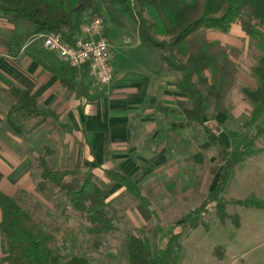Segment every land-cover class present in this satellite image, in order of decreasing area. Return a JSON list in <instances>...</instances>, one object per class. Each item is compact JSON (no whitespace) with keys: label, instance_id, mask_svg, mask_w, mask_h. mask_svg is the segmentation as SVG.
Here are the masks:
<instances>
[{"label":"crops","instance_id":"1","mask_svg":"<svg viewBox=\"0 0 264 264\" xmlns=\"http://www.w3.org/2000/svg\"><path fill=\"white\" fill-rule=\"evenodd\" d=\"M20 25L27 30V23ZM232 28L238 29L240 32L236 33L243 37L247 35L239 22L232 23ZM15 29V23L0 13V191L10 195L18 190L37 193L31 175V150L41 153L42 146L49 144L53 147L51 158L55 166L81 163L104 181H109L105 171L111 168L134 176L157 222H182L185 214L215 187L223 164L207 133L186 116L181 102L186 101L189 94L176 86L177 75L167 69L161 52L142 42H124L121 47L112 45L114 77L101 90L91 86L84 68L76 67L75 77L73 66L46 48L37 34L23 40L19 46L11 44L9 36ZM210 33L217 37L228 36L225 32L209 30ZM218 43L236 49L246 44ZM119 57L126 63H121ZM245 60L244 55H229L231 63ZM206 74L209 76L205 91L207 113L203 121L219 127L216 129L218 137L230 150H237L262 117L254 120L251 127L246 126L253 106L243 88L257 87L260 79L256 82L243 72H230L223 76L229 83L222 91L214 89L213 76L209 71ZM71 77L74 81L67 82ZM82 82L84 89H88L86 95L81 94L82 88L78 91ZM14 84L30 86L32 95L53 110L54 118L25 135L24 129L7 114L12 101L8 89ZM240 120L242 123L237 128ZM243 134L247 136L244 141ZM125 188L122 183H115L107 199L117 197ZM125 200L133 208V211L128 209V219L138 222L143 219L137 208L139 201L130 195ZM1 216L0 209V220ZM239 217V223L233 225L237 231L229 233L228 240L216 241L210 247L200 245L206 258L224 261L215 256L216 245L221 244L226 254L233 257L237 246L258 235L255 226L252 230L247 228L240 214ZM3 255L0 235V264H6Z\"/></svg>","mask_w":264,"mask_h":264},{"label":"trees","instance_id":"2","mask_svg":"<svg viewBox=\"0 0 264 264\" xmlns=\"http://www.w3.org/2000/svg\"><path fill=\"white\" fill-rule=\"evenodd\" d=\"M109 8L118 15L132 20L139 32L140 41L150 48L161 49V58L167 69L176 73V86L189 94L181 106L186 116L199 124L217 147L219 160L223 164L218 182L208 191L205 199L187 212L180 223L168 224L161 230L156 226L151 235L146 233L128 235V264H174L176 252L181 248V228H194L205 223V216L212 210L222 221L232 218L239 223V214L230 213L229 204L264 208V199L229 198L226 196L228 183L234 169L248 155L256 153L257 143L264 138V126L252 129L247 141L237 150H230L218 137L216 129L203 121L207 113L206 85L209 76L216 73L217 56L204 45L187 52L184 43L198 31L213 30L227 33L232 23L239 22L242 30L264 44V0H108ZM94 0H0V13L15 23L9 42L19 46L20 42L38 33L57 31L64 39L73 43L78 30L86 21L85 16L99 14ZM101 16V15H100ZM104 21V20H103ZM28 25L26 31L21 23ZM105 24L103 30L105 33ZM158 33L170 35V41L159 38ZM71 66V65H70ZM74 76L77 69L72 67ZM260 84L243 88L245 97L253 109L247 127L264 113V55L256 67ZM84 72L88 70L84 67ZM215 77L213 76V79ZM67 82H73L71 77ZM213 83L212 85H214ZM87 94L84 83L78 91ZM12 98L7 114L15 119L25 135L43 126L53 116L31 93L30 86L14 84L8 89ZM41 153H33L31 175L39 191L56 189L71 206L87 219L90 233L102 234L121 230L126 223L127 195L136 198L137 208L145 219L154 218L152 210L135 177L118 169L106 170L109 181L96 176L81 163L55 166L51 155L53 147L44 144ZM2 177L0 173V178ZM117 182L125 190L115 198L107 199V193ZM0 235L3 260L6 264H90L86 255L77 253L70 244L73 229L64 222L47 224L31 211L17 195L0 191ZM126 216V217H124ZM154 222V221H153ZM160 243H157L159 234ZM164 239V241H163Z\"/></svg>","mask_w":264,"mask_h":264},{"label":"rangeland","instance_id":"3","mask_svg":"<svg viewBox=\"0 0 264 264\" xmlns=\"http://www.w3.org/2000/svg\"><path fill=\"white\" fill-rule=\"evenodd\" d=\"M94 2L99 8L98 12L102 16L106 26L105 35L111 41L112 45L115 44L121 47L124 42H141L138 28L132 20L127 16L118 15V13L111 10L108 0H94ZM236 23H238V21ZM236 32L240 31L232 28L227 32L228 36L217 37L215 34H209V30L198 31L191 35L184 43V48L187 52L199 49L204 45L217 56V70L216 73L212 75L215 77V90L217 88L223 91L229 83L223 76L226 74L229 75L230 72L234 71L243 72L250 80L259 82V75L256 67L260 63L261 57L264 55V44L256 37L248 35L243 37L241 33ZM208 34L209 37H207ZM158 36L168 41L172 38L170 35L162 33H158ZM227 41L246 42V44L244 47L236 49L230 45L223 47L218 43ZM159 52L166 51L161 49ZM229 55L234 57H236V55H244L246 60L238 64L235 62L231 63L229 62ZM119 58L121 63H126L123 57ZM221 77L222 80L220 81ZM241 123L242 120L238 122L239 125L237 128ZM256 125L258 127L260 125L264 126V113L262 117L258 119ZM256 125L254 127H256ZM242 136V141H244L247 136L244 134ZM256 151V153L246 156L236 167V171L231 177V183H229V188L226 192L227 196L240 199H264V138H260L258 141ZM37 193L18 190L15 195L19 196L22 202L45 223L50 224L55 221H60L69 225L73 229V234L70 238L71 246L77 253L86 255L90 260V264H128L127 246L129 234H142L144 232L151 235V229L154 223H156V226L160 230L165 227V224L174 223L172 221L166 222L165 220L159 223L155 218L145 219L144 217L143 219L141 218L139 222L135 220L130 221L127 217L126 223L121 225V230L94 234L87 230V219L82 217L71 206L66 197L56 189L52 188L49 191H39L37 189ZM131 203L132 202H130V204ZM128 209L124 213L126 216ZM130 209L133 211V208L130 207ZM227 209L229 212H238L245 220L244 223L246 222L247 228L251 229L255 226V231L258 235L245 241L247 245L244 240H242L244 243L239 247L237 246L236 255L233 257L226 254L221 244L216 245L215 256L223 258L224 261H215L206 258V255L202 253L200 245H203V247H210V245L216 241H226L231 235L229 233L237 231L236 228L233 227L236 223L232 218H228L226 224H222L219 217L212 210L205 216L207 225H199L192 229L181 228L180 226L177 227V229L182 230L183 233L181 248L176 252L174 264H228V261L230 264H264V208L229 204ZM137 218L140 219V216L138 215ZM203 226L206 228L208 226V229ZM245 228L246 226L244 229ZM161 235L162 234H159L157 243H160ZM234 235L236 236L235 238H237V235Z\"/></svg>","mask_w":264,"mask_h":264},{"label":"built area","instance_id":"4","mask_svg":"<svg viewBox=\"0 0 264 264\" xmlns=\"http://www.w3.org/2000/svg\"><path fill=\"white\" fill-rule=\"evenodd\" d=\"M73 43L57 31L41 32L43 45L71 66L88 70L92 87L103 89L114 77V50L103 30L102 16H85Z\"/></svg>","mask_w":264,"mask_h":264}]
</instances>
